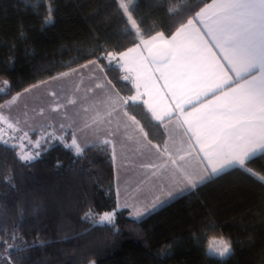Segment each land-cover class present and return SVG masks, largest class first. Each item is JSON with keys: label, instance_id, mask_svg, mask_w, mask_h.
<instances>
[{"label": "snow or ice", "instance_id": "1", "mask_svg": "<svg viewBox=\"0 0 264 264\" xmlns=\"http://www.w3.org/2000/svg\"><path fill=\"white\" fill-rule=\"evenodd\" d=\"M44 3L42 28L54 22L53 0ZM200 4L198 10H187L191 14L186 20L181 17L174 23L171 35L166 34L168 29L148 35L155 26L140 27L143 19L133 16L135 0H117L116 10L126 18L123 34L133 36L136 42L124 51H102L100 57L80 66L83 70L96 65L104 73L103 82L94 85L96 91L87 88L83 97L67 98L64 103L59 102L56 91L47 92L57 97L47 108L40 106L38 112L32 108L29 118L25 103L23 119L13 114V106L21 98L77 72L71 69L0 103V144L14 150L15 160L23 167L39 158L47 151L45 145L53 141L62 143L75 157H84L92 149L110 150L116 172L115 205L102 212L89 207L81 220L91 228L106 227L118 234L119 213L127 210L132 222L138 223L168 200L195 193L232 173L264 188V174L249 167L256 158L264 162V0H200ZM32 6L38 8L39 0ZM167 12L180 16L175 7ZM100 59L109 65L115 62L124 73L122 79L131 82L133 94H121ZM0 83L4 85L0 93L10 91L8 79ZM68 106L74 111L70 113ZM36 117L45 119L35 123ZM37 130L41 135L33 141L30 133ZM162 137H167L162 144L153 143ZM129 141L135 143L139 157L134 164L139 176L134 188L127 179L133 171L126 167ZM13 173L9 168L4 183L14 190ZM144 189L151 193L150 199L143 195ZM32 211L38 214L39 208ZM18 212L10 227L0 224V264H26L29 250L46 243L39 232L31 242L25 239V212L23 208ZM199 228L206 234L215 232L217 225L202 221ZM232 252L231 239L215 235L204 249L205 255L222 258ZM169 254V246L160 249V256Z\"/></svg>", "mask_w": 264, "mask_h": 264}, {"label": "trees", "instance_id": "2", "mask_svg": "<svg viewBox=\"0 0 264 264\" xmlns=\"http://www.w3.org/2000/svg\"><path fill=\"white\" fill-rule=\"evenodd\" d=\"M35 3L0 0V81H10V91L0 93V103L32 84L97 59L102 51H123L136 42L123 34L126 18L117 12V0H53L54 22L43 28L46 5L39 0L34 8ZM201 6L200 0H135L133 16L143 19L142 29L155 26L148 35L166 29L171 35L174 23L191 14L188 9ZM173 7L180 10L179 17L168 14ZM99 63L122 95L133 94L131 82L122 79L124 73L115 62ZM30 135L35 141L41 133ZM45 147L47 151L23 167L14 150L0 144V194L8 193L0 195V224L10 227L19 217L18 208H23L25 239L31 242L39 232L46 241L29 250L26 264H264V188L259 182L244 181L237 173L224 175L195 193L174 198L138 223L127 210L119 213V233L113 234L110 228H91L81 220L89 207L102 212L115 205L110 150L92 149L75 157L59 141ZM249 167L264 174L259 158ZM9 168L14 169V190L4 183ZM36 207L39 213L33 214ZM202 221L214 222L216 231L202 233ZM214 235L231 239L229 256L205 255L207 240ZM166 245L170 254L162 257L159 252Z\"/></svg>", "mask_w": 264, "mask_h": 264}, {"label": "crops", "instance_id": "3", "mask_svg": "<svg viewBox=\"0 0 264 264\" xmlns=\"http://www.w3.org/2000/svg\"><path fill=\"white\" fill-rule=\"evenodd\" d=\"M210 2H211V0L209 2H207V3H210ZM85 64H87V62L83 63L81 65H85ZM81 65H78L76 67L71 68V69H77V72L74 73V74H70L68 77H65L62 81H60V83H58L57 87L54 88L53 91H56L58 93V96L60 98L59 99L60 103H64L65 99H67V98L75 99V98H78V97H83L86 94V89L87 88H93L94 91H96L95 88H94V85L96 83L103 82L104 73H100L98 68L96 67V65H90L89 67L84 68L83 70H80V66ZM71 69H68V70L63 71V72H70ZM50 84H57V82H52ZM77 85H79V91L76 90ZM43 89H44L43 87L40 88V91H39L40 95L38 97H36L34 100H32L31 104L27 103V105H28L27 111H28L29 118H31L33 116V113L31 111L32 108H36L39 111V107L40 106H44L45 108H47L50 104H52L54 101L57 100V97H53V96L47 95L46 94L47 92L44 91ZM22 91L23 90H21L19 92H22ZM89 95H91V94H89ZM25 103L22 102V98H21L17 102V106H13V109H12V112H13L14 115H21V119H23L22 113L25 111V109H24ZM32 104H34V105H32ZM33 106H35V107H33ZM68 108H69V112L70 113L72 111H74L72 106H68ZM5 111L7 112L8 109H5ZM44 119H45V117H36L35 123H39L40 121H42ZM65 122H67V121H65ZM58 126H59L58 123H56L57 129H58ZM165 139H167V137H165ZM135 148H136L135 143L132 142V141H129L128 142L129 151L126 153L127 156H128V160L126 161V167H128L129 169H133V171L130 172V174L127 177V179H128L129 184L133 188L136 186V183H137V181L139 179V176L136 174V172L134 170V164H135V162H138V160H139V157L135 155ZM115 177H116V172L114 171V179H115ZM115 187H116V183H115ZM136 194L140 195L141 193H136ZM143 195H146L149 199L151 198V193H149L147 191V189H144ZM115 196H116V193H115ZM173 199L168 200L166 203H168L169 201H171ZM128 216H129V212H128Z\"/></svg>", "mask_w": 264, "mask_h": 264}, {"label": "rangeland", "instance_id": "4", "mask_svg": "<svg viewBox=\"0 0 264 264\" xmlns=\"http://www.w3.org/2000/svg\"><path fill=\"white\" fill-rule=\"evenodd\" d=\"M58 83H60V81H57V84H49L47 87H43L44 88L43 90L46 92H51L54 90L55 87H57ZM0 87H4V85L2 83H0ZM39 91H40V89L34 91L33 93H30L27 97H23L22 102L23 103L26 102L28 104H31L32 100H34L36 97H38L40 95ZM32 105H34V104H32ZM35 106H33V107H35ZM36 111L38 112V109H36ZM217 257H219V256H217ZM220 258H222V257H220Z\"/></svg>", "mask_w": 264, "mask_h": 264}]
</instances>
